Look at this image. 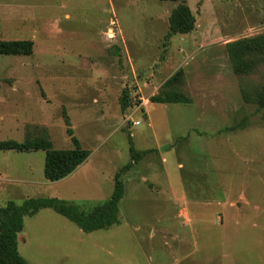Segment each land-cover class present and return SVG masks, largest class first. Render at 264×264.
Wrapping results in <instances>:
<instances>
[{"label": "rangeland", "instance_id": "rangeland-1", "mask_svg": "<svg viewBox=\"0 0 264 264\" xmlns=\"http://www.w3.org/2000/svg\"><path fill=\"white\" fill-rule=\"evenodd\" d=\"M186 2L194 30L166 39L178 1L0 0V40L34 41L30 55L0 54V139L72 148V128L90 150L59 181L45 150H0V206L57 196L87 211L132 161L130 140L151 150L121 175L119 224L85 232L49 207L27 217L30 264H264L263 110L226 51L264 32V0ZM181 68L191 103L151 102Z\"/></svg>", "mask_w": 264, "mask_h": 264}, {"label": "trees", "instance_id": "trees-1", "mask_svg": "<svg viewBox=\"0 0 264 264\" xmlns=\"http://www.w3.org/2000/svg\"><path fill=\"white\" fill-rule=\"evenodd\" d=\"M164 1L179 2L170 13L169 31L166 34V39L176 33H189L194 30L196 17L186 0ZM33 51L34 41L32 39L0 40V54L30 55ZM226 51L234 73L245 79L242 87L244 100L248 103H255L260 110H263L262 117L264 118V73L261 72L264 68V32L229 41L226 43ZM255 75H260V80L257 82L251 79ZM183 81L184 70L181 68L164 81L160 90L149 97L150 101L155 103H191V97L182 89ZM120 104L123 111L129 107L128 90H124ZM66 121L69 124L67 117ZM245 125L246 120H242L228 126L226 130H236L237 127ZM68 132L71 134L72 148H56L47 136L38 135L22 141L11 138L0 139V150H45L44 175L49 181H59L75 171L90 155V150L83 147L79 139L72 135V128H68ZM150 151V149L137 150L130 140L132 161L115 173L114 188L110 197L87 211L56 196L28 197L21 203L8 200L3 206H0V264H30L19 251L20 233L24 231L25 219L35 215L42 208L54 209L77 223L85 232L108 229L119 224L121 222L119 203L125 191L121 175Z\"/></svg>", "mask_w": 264, "mask_h": 264}, {"label": "crops", "instance_id": "crops-1", "mask_svg": "<svg viewBox=\"0 0 264 264\" xmlns=\"http://www.w3.org/2000/svg\"><path fill=\"white\" fill-rule=\"evenodd\" d=\"M78 167H79V166H78ZM78 167H77V168H78ZM73 172H74V171H73ZM73 172H72V173H73ZM56 197H57V196H56ZM60 198H61V197H60ZM62 199H63V198H62Z\"/></svg>", "mask_w": 264, "mask_h": 264}, {"label": "built area", "instance_id": "built-area-1", "mask_svg": "<svg viewBox=\"0 0 264 264\" xmlns=\"http://www.w3.org/2000/svg\"><path fill=\"white\" fill-rule=\"evenodd\" d=\"M111 31V30H110ZM112 35H113V33H112Z\"/></svg>", "mask_w": 264, "mask_h": 264}]
</instances>
